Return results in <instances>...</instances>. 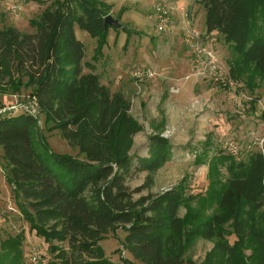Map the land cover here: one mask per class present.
<instances>
[{"label":"trees","instance_id":"trees-1","mask_svg":"<svg viewBox=\"0 0 264 264\" xmlns=\"http://www.w3.org/2000/svg\"><path fill=\"white\" fill-rule=\"evenodd\" d=\"M201 2L207 32L221 33L237 54L231 76L239 81L252 74L264 77V0ZM111 8L107 0H53L38 20H31L36 32L14 25L0 29L1 92L30 88L46 128L58 130L83 155L54 152L32 114L0 117V147L18 208L47 242L69 246L51 244L53 258L46 264H184L198 239L216 240L203 264H264L262 151L232 160L213 152L208 136L194 159L196 166L209 163L204 196L187 193L186 177L162 193L150 191L155 173L172 159L174 146L162 134L163 117L149 136L148 155L131 154L134 136L143 126L131 114V101L113 92L96 72L95 62L104 55L112 28L104 24ZM76 25L97 39L93 61L85 60ZM114 29L133 33L127 24ZM225 163L228 175L222 179L218 166ZM143 172L144 183L131 189L128 179ZM144 189L149 192L135 198ZM196 199L199 207L181 217V207ZM119 227L126 232L124 247L139 263L106 257L100 242ZM230 234L237 237L233 244ZM24 240V233L6 239L0 264H25Z\"/></svg>","mask_w":264,"mask_h":264},{"label":"rangeland","instance_id":"rangeland-1","mask_svg":"<svg viewBox=\"0 0 264 264\" xmlns=\"http://www.w3.org/2000/svg\"><path fill=\"white\" fill-rule=\"evenodd\" d=\"M53 0H0V29L11 24L23 32L34 33L37 28L31 20H38ZM168 1L183 6L188 11L192 25L199 29L217 55L227 76L235 85L227 81L216 82L211 78H199L194 73L191 56L186 49L180 30L183 21L175 25L176 18L183 13L177 12L172 22L159 31L156 27L155 4ZM112 5L110 13L121 17V21L132 28L133 33L125 30H109L104 47V55L96 61V72L102 82L113 92H122L131 101V114L142 124L143 129L134 136L131 154L147 156L149 136L156 132L154 124L165 117L162 134L174 146L172 159L154 175L150 191L162 193L177 185L183 177L188 181V194L205 195L209 187V163L196 166L195 155L202 150L209 136L212 150L216 154H226L223 149L228 141H235L241 147V154L231 156L241 160L255 151L264 152V77L246 76L242 81L235 80L230 73L237 58L224 36L214 31L208 33L205 26L206 12L201 0H107ZM16 5L17 9H11ZM181 14V15H180ZM77 38L85 45L86 61H93L97 39L75 26ZM137 67H150L156 71L151 80L138 82L132 77ZM89 71V69H86ZM248 81L247 85L243 81ZM253 87V88H251ZM14 96L26 102L32 101L31 89L23 87L19 93L4 95L0 90V105L10 103ZM165 98V100H164ZM40 111V108H38ZM39 126L43 130L51 149L56 153L70 154L83 158L79 149L72 147L58 130L50 131L45 126L44 114H38ZM160 131V130H157ZM259 138V139H258ZM218 165V164H217ZM227 163L218 166L220 176L228 175ZM8 165L0 147V246L8 238L24 233L23 254L25 264H46L53 258L51 244L69 249L67 242L54 240L49 243L31 228L17 206L13 187L7 179ZM147 172L134 174L127 185L131 189L142 185ZM148 189L135 194V198L146 195ZM199 207L198 200L181 207L179 215L186 217L190 210ZM226 228L231 230V226ZM126 232L122 227L109 231L100 242L106 257L120 262L122 257L139 261L124 247ZM237 237L228 235L230 244ZM216 240L198 239L185 255L184 264H203ZM245 255L251 249L245 248Z\"/></svg>","mask_w":264,"mask_h":264},{"label":"built area","instance_id":"built-area-1","mask_svg":"<svg viewBox=\"0 0 264 264\" xmlns=\"http://www.w3.org/2000/svg\"><path fill=\"white\" fill-rule=\"evenodd\" d=\"M12 10H16L17 6L12 5ZM155 22L159 31H164V27L171 23L177 12L183 13L184 26L181 32L182 41L188 50L191 59L194 74L199 78H211L216 82L227 81L225 83L235 85L233 79L227 76L225 69L222 67L214 50L208 46V41L198 28L192 25V19L188 16V11L185 7H177L176 4L168 1H162L154 6ZM156 71L150 67H137L132 71V77L138 82L154 78ZM14 100L10 103H3L0 105V117L5 115L29 113L38 118L39 105L36 98L32 101H22L14 96ZM39 120V119H38ZM259 139V138H258ZM264 139L261 141L263 142ZM223 149L226 154L231 156H238L241 154V147L235 141H228L225 143ZM264 154V152L262 151Z\"/></svg>","mask_w":264,"mask_h":264},{"label":"water","instance_id":"water-1","mask_svg":"<svg viewBox=\"0 0 264 264\" xmlns=\"http://www.w3.org/2000/svg\"><path fill=\"white\" fill-rule=\"evenodd\" d=\"M104 24L105 28L112 27L116 29H122L126 26V24L121 21V17H116L111 13L105 17Z\"/></svg>","mask_w":264,"mask_h":264},{"label":"crops","instance_id":"crops-1","mask_svg":"<svg viewBox=\"0 0 264 264\" xmlns=\"http://www.w3.org/2000/svg\"><path fill=\"white\" fill-rule=\"evenodd\" d=\"M181 15V14H180ZM179 20H181V21H183V23H184V18L182 17V18H179V17H177L176 18V21H175V25H177L178 23H179ZM11 25H14V26H16L17 28H19L17 25H15V24H11ZM183 26H184V24H183ZM20 29V28H19ZM182 30V29H181ZM180 30V34H179V36H180V38H181V31ZM149 80H151V79H149ZM146 81H148V80H146ZM145 82V81H144ZM164 100H165V98H164Z\"/></svg>","mask_w":264,"mask_h":264}]
</instances>
